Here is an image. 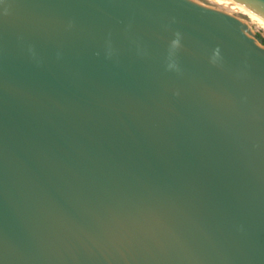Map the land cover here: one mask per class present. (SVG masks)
<instances>
[{
  "label": "water",
  "instance_id": "obj_1",
  "mask_svg": "<svg viewBox=\"0 0 264 264\" xmlns=\"http://www.w3.org/2000/svg\"><path fill=\"white\" fill-rule=\"evenodd\" d=\"M258 40L190 0H0V264H264Z\"/></svg>",
  "mask_w": 264,
  "mask_h": 264
},
{
  "label": "bare ground",
  "instance_id": "obj_2",
  "mask_svg": "<svg viewBox=\"0 0 264 264\" xmlns=\"http://www.w3.org/2000/svg\"><path fill=\"white\" fill-rule=\"evenodd\" d=\"M190 1L197 4V5H200V6H203L206 8H210L213 10H217V11L223 12L225 14H228L230 16H234V17L237 13L249 14V15H251V17L256 18L260 23H262V25L264 27V16L259 15L258 13H256L252 9L248 8L247 6H245L244 4H242L238 0H190ZM238 20H239L240 24L244 26V21H242L241 19H238ZM251 37L255 42L260 44L258 42V40H256L252 35H251Z\"/></svg>",
  "mask_w": 264,
  "mask_h": 264
},
{
  "label": "rangeland",
  "instance_id": "obj_3",
  "mask_svg": "<svg viewBox=\"0 0 264 264\" xmlns=\"http://www.w3.org/2000/svg\"><path fill=\"white\" fill-rule=\"evenodd\" d=\"M235 17L244 21L245 28L249 31V33H251V35L256 40L259 39L258 35H261L264 37V27L262 23H260L256 18H253L251 17V15L246 14V13H237Z\"/></svg>",
  "mask_w": 264,
  "mask_h": 264
},
{
  "label": "trees",
  "instance_id": "obj_4",
  "mask_svg": "<svg viewBox=\"0 0 264 264\" xmlns=\"http://www.w3.org/2000/svg\"><path fill=\"white\" fill-rule=\"evenodd\" d=\"M258 37L263 41V43H264V37L263 36H261V35H258Z\"/></svg>",
  "mask_w": 264,
  "mask_h": 264
}]
</instances>
